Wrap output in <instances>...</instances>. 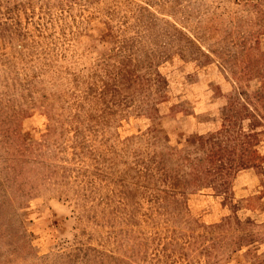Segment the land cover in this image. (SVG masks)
<instances>
[{
	"label": "rangeland",
	"instance_id": "374dc122",
	"mask_svg": "<svg viewBox=\"0 0 264 264\" xmlns=\"http://www.w3.org/2000/svg\"><path fill=\"white\" fill-rule=\"evenodd\" d=\"M0 264H264V0H0Z\"/></svg>",
	"mask_w": 264,
	"mask_h": 264
}]
</instances>
